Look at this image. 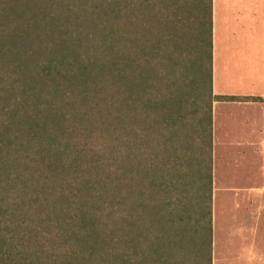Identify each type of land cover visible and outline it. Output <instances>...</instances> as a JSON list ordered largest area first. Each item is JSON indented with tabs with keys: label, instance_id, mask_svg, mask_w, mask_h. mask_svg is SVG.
Returning <instances> with one entry per match:
<instances>
[{
	"label": "trees",
	"instance_id": "obj_1",
	"mask_svg": "<svg viewBox=\"0 0 264 264\" xmlns=\"http://www.w3.org/2000/svg\"><path fill=\"white\" fill-rule=\"evenodd\" d=\"M18 1L0 4V264H211V105L244 99L212 96V0L195 38L204 128L175 76L188 0Z\"/></svg>",
	"mask_w": 264,
	"mask_h": 264
},
{
	"label": "crops",
	"instance_id": "obj_2",
	"mask_svg": "<svg viewBox=\"0 0 264 264\" xmlns=\"http://www.w3.org/2000/svg\"><path fill=\"white\" fill-rule=\"evenodd\" d=\"M212 96L244 98L212 102L211 197L229 198L220 217L229 263L253 264L264 191V0H212ZM216 221L211 206L212 234Z\"/></svg>",
	"mask_w": 264,
	"mask_h": 264
},
{
	"label": "rangeland",
	"instance_id": "obj_3",
	"mask_svg": "<svg viewBox=\"0 0 264 264\" xmlns=\"http://www.w3.org/2000/svg\"><path fill=\"white\" fill-rule=\"evenodd\" d=\"M189 1V9L191 14V26L190 29L187 30L186 36L183 39L181 50L178 53L177 58V66L175 70V76L177 78L176 82L180 85L182 84L181 90L183 94L187 97V103L183 105L181 113L183 116L187 117L188 113H191L190 118L193 121V128H196V122L197 120L202 121V127H206V119L204 118L206 116L207 112V99L206 96H204L203 88L199 89L197 88V82H198V72L195 68V64L198 62V49L196 47V36L198 32V13H197V7L199 0H188ZM5 3L6 0H0V4ZM19 4L22 6V1H18ZM9 5V4H6ZM4 6V4H3ZM24 7V6H22ZM28 13H26L24 16L26 17ZM190 82H193L192 87L189 85ZM157 91H152V94L155 95ZM17 95V92L13 91L9 94V99L13 100ZM8 97V96H7ZM8 100V98H6ZM196 103V104H195ZM3 105H6V103L3 102ZM220 109V107H219ZM148 117L150 120H153L155 118V113L152 112L150 109L147 112ZM194 118V120H193ZM196 120V121H195ZM202 135V134H201ZM200 135L197 134L195 130L191 131L189 138H187L188 146L191 148V193L193 194L195 198V202L197 201L198 197L205 193L206 189L201 185V183L197 180L200 168L204 167V164L200 162V154L198 149L200 147H203L205 145V140L200 139ZM150 147L155 149L159 144H161L162 140L160 138V135L156 133H152L147 138ZM108 142H105L107 144ZM187 143L185 141H179L178 143V155L181 158L182 151L187 147ZM221 150H216V155L214 156V162L218 160L219 156L222 155ZM179 170L180 172L185 171L186 166L182 161L179 160ZM214 167V168H213ZM215 169V176L220 181L222 177V171L221 166L218 164L214 165L212 161V174L213 170ZM213 179V177H212ZM217 180V181H218ZM214 180H212L213 182ZM213 199V201H212ZM259 203L261 205V219L258 224V228H256V254L260 251V257L256 255V262L253 264H264V191L263 194L256 202V204ZM211 206L215 208L216 214H217V221L215 225L214 233L212 234L214 237V248L211 252V264H231L229 263L228 259V245H226V231L229 227L224 225V222L220 221V217L223 218L222 211L224 205L229 204V198L222 197L221 195H218L214 198L211 197ZM199 238V239H198ZM194 240V246L195 248H201L203 246L202 243V236L198 235L195 238V235L193 237ZM198 251V249H197ZM216 255V261L213 262V255ZM179 258V261L182 264H205V261L202 259L201 255L198 256L197 253L194 254H188L187 252H183L177 250L176 258ZM260 258V260H259Z\"/></svg>",
	"mask_w": 264,
	"mask_h": 264
}]
</instances>
